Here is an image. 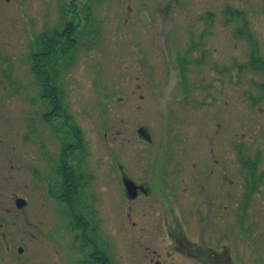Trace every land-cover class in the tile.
<instances>
[{
	"label": "rangeland",
	"instance_id": "obj_1",
	"mask_svg": "<svg viewBox=\"0 0 264 264\" xmlns=\"http://www.w3.org/2000/svg\"><path fill=\"white\" fill-rule=\"evenodd\" d=\"M0 54L10 264H264V0L0 1Z\"/></svg>",
	"mask_w": 264,
	"mask_h": 264
},
{
	"label": "flooded vegetation",
	"instance_id": "obj_2",
	"mask_svg": "<svg viewBox=\"0 0 264 264\" xmlns=\"http://www.w3.org/2000/svg\"><path fill=\"white\" fill-rule=\"evenodd\" d=\"M3 1L5 3H12V0H0ZM51 41H57V38ZM42 48V45H40ZM1 55V54H0ZM31 59H34V64H35V69H37V67H40L38 69L37 72L38 74H41V76L43 75V73L45 72L43 69V64H42V51L40 52H34L31 54ZM46 73V72H45ZM25 121H23L22 124V128L19 131H14V133H12L10 130L5 129L6 125H8V121L4 120L3 122H0V186L4 185V180L5 177L7 178V173H5L6 171L8 172V170H10V167L13 168H17L18 172L21 171V163L20 161H23L24 163L26 161V159L28 158V152L32 151V146H27V136H26V128L24 126ZM40 146V145H39ZM42 147V146H41ZM35 148V159H34V164L36 166V161L38 156L36 154H38V150L36 148V146H34ZM18 158V159H17ZM40 161V159H39ZM29 162V161H28ZM32 163V162H31ZM97 167L98 169H100V167L102 166V164H100L101 162H97ZM25 166V165H24ZM105 170V166L103 167ZM119 169H121V167L119 166ZM104 170L102 169V173H104ZM3 174H5V177L3 176ZM120 181H121V188L123 189V194L127 199H132L133 201H136L138 199V197L140 195H148V187H144V184L135 180H132L131 178H129L124 172L123 170H120ZM105 178V177H103ZM126 184H131V186H133L135 188V196L134 198H131L133 196L130 195L129 191L126 188ZM103 185V183L99 184ZM101 190L102 187H98ZM4 190H8V187H4ZM133 194V195H134ZM9 195V194H8ZM103 197V195H101ZM9 197V196H7ZM2 200H5V197H1ZM104 198V197H103ZM99 199L102 200V198L100 197ZM14 200V206H18V202L19 201H23V205L26 204L25 199L21 198V196L16 197ZM131 200V201H132ZM8 202V199L6 200ZM1 204V203H0ZM17 208V207H16ZM129 210H131L129 208ZM9 205H7L6 207L4 206H0V264H10V257H11V249H10V226H9V216L7 217V215L9 214ZM130 212L127 213V216L130 217ZM159 215V214H158ZM136 229V232L134 235H136L135 237V241H137V232H138V227L134 228ZM141 230L145 229V227H140ZM146 229H148L149 231H151L149 236H147V242L145 241L144 243H141V245H144L145 247L149 246L150 244H155L156 241L154 240L156 236H159L161 232H159L155 227H147ZM83 233V232H82ZM162 237H161V241H158L157 243L160 244L161 242H165V239H169L170 237V231L167 230V228H163L162 231ZM165 234H168V236L166 237ZM156 235V236H155ZM98 236H100L98 234ZM96 237H97V233H96ZM101 239H104L103 237H101ZM95 242V241H94ZM90 244L92 242H89ZM96 243V242H95ZM102 243H105V239L102 240ZM179 243V244H178ZM176 245L174 248H172L171 250L175 249L178 250L181 249L182 251L184 250L183 247V243L181 242H176ZM96 249H98V247L95 246ZM18 253L19 255L21 254V252L23 251V249L21 247H19L18 249ZM101 254H108V252L105 250H100ZM155 253V252H154ZM168 255H170V253H168ZM216 256V254H215ZM99 258V257H98ZM105 258V257H104ZM95 259L96 264H107V261H103V258H100L101 261H97V258H93ZM150 261V262H149ZM149 261L147 260H143V262L141 264H153L151 263L153 261L152 258L149 259ZM118 261L116 260V262H111L108 261V264H118ZM155 264H161L159 261H156ZM162 264H173V263H167L166 261H164Z\"/></svg>",
	"mask_w": 264,
	"mask_h": 264
},
{
	"label": "water",
	"instance_id": "obj_3",
	"mask_svg": "<svg viewBox=\"0 0 264 264\" xmlns=\"http://www.w3.org/2000/svg\"><path fill=\"white\" fill-rule=\"evenodd\" d=\"M126 188H127V190L129 191L130 195H131V196H134V195H133V194H134V187L131 186V184H126ZM17 204H18V206H21V205H23L24 203H23V201H19Z\"/></svg>",
	"mask_w": 264,
	"mask_h": 264
},
{
	"label": "trees",
	"instance_id": "obj_4",
	"mask_svg": "<svg viewBox=\"0 0 264 264\" xmlns=\"http://www.w3.org/2000/svg\"><path fill=\"white\" fill-rule=\"evenodd\" d=\"M243 163H244V165H247L248 163H251V162L244 161ZM248 166H250V168H252V169H253V167H252L250 164H248Z\"/></svg>",
	"mask_w": 264,
	"mask_h": 264
}]
</instances>
